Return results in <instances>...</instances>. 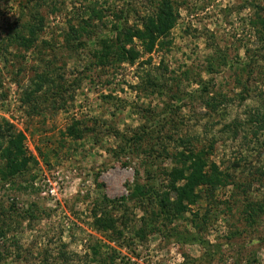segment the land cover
Masks as SVG:
<instances>
[{"label": "rangeland", "instance_id": "rangeland-1", "mask_svg": "<svg viewBox=\"0 0 264 264\" xmlns=\"http://www.w3.org/2000/svg\"><path fill=\"white\" fill-rule=\"evenodd\" d=\"M0 264H264V0H0Z\"/></svg>", "mask_w": 264, "mask_h": 264}, {"label": "trees", "instance_id": "trees-1", "mask_svg": "<svg viewBox=\"0 0 264 264\" xmlns=\"http://www.w3.org/2000/svg\"><path fill=\"white\" fill-rule=\"evenodd\" d=\"M162 14L159 19V22L163 25L164 29L168 27L165 25L171 24L172 15L167 12L166 10L162 9ZM170 17V19L168 18ZM163 30V29H161ZM149 46V47H148ZM148 49H150V45H148ZM122 48V54L125 56L126 60L133 62L135 56H131V52L127 51L125 47ZM14 149L13 153H11V158H9L6 162V170L7 173L12 176L14 175L20 168H22L25 164L24 161H20L19 159L23 157V151L19 144H12ZM189 160V167L187 171H189L188 175H184L183 171H179L178 169H173L170 174V183L174 184L177 180L185 179L186 182L181 187L174 188L176 193L177 199L175 201H181L183 198H189L193 195L194 188H196L199 184H207L210 186H216L218 181L215 182L216 176H212L209 172L204 171L205 160L201 156H195L190 154L188 156ZM215 169V167L213 166ZM150 194V188L145 187L144 185H140L135 183L133 185V189L131 192V198L139 199L144 198L145 196ZM167 201L169 199L167 198ZM178 213V212H177Z\"/></svg>", "mask_w": 264, "mask_h": 264}]
</instances>
